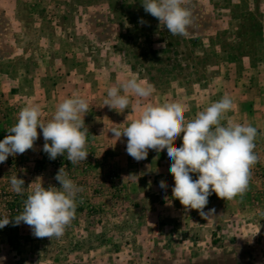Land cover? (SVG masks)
Segmentation results:
<instances>
[{
    "label": "rangeland",
    "instance_id": "obj_1",
    "mask_svg": "<svg viewBox=\"0 0 264 264\" xmlns=\"http://www.w3.org/2000/svg\"><path fill=\"white\" fill-rule=\"evenodd\" d=\"M141 3L0 0V140L27 104H39L45 122L77 94L100 111L107 89L134 74L155 89L141 104L182 102L186 120L232 99L227 118L258 129L248 190L231 201L213 193L204 211H215L203 218L172 197L167 155L147 176L123 171L124 161L99 150L85 115L89 155L73 165L49 158L38 128L33 149L0 164V218L22 211L35 184L59 187L61 167L83 191L60 238H37L23 222L0 229V264H264V0H187L186 36L170 34ZM12 175L24 179V195L11 190Z\"/></svg>",
    "mask_w": 264,
    "mask_h": 264
},
{
    "label": "clouds",
    "instance_id": "obj_2",
    "mask_svg": "<svg viewBox=\"0 0 264 264\" xmlns=\"http://www.w3.org/2000/svg\"><path fill=\"white\" fill-rule=\"evenodd\" d=\"M141 4L170 34H188L192 19L187 0H142ZM140 23L146 22L141 18ZM154 91L151 83L134 74L107 89L104 106L120 113L129 108L131 97L137 98L138 117L122 129L113 127L110 131L117 140L122 136L127 138V154L140 161L147 158L150 149L157 153L166 149L171 161L169 171L174 178L172 197L186 211L197 210L203 218L215 211H204L213 193L224 201L242 197L249 188L251 168L259 160L255 152L258 129L227 118L233 107L227 95L198 112L194 119L186 120L188 109L182 102L141 104ZM88 111V101L78 94L60 102L47 122L41 120L39 104L25 105L18 112L16 123L0 140V164L9 156L33 149L39 138L38 128L44 140L43 151L50 159L64 156L73 165L87 160L89 131L84 117ZM181 133L182 144L177 146L174 142ZM54 178L59 187L35 184L23 201L22 211L14 217L0 218V229L23 222L37 238L62 237L75 219L77 197L83 188L69 178L64 167ZM9 182L14 193L25 194L24 179L12 175ZM159 187L166 189V182L161 180Z\"/></svg>",
    "mask_w": 264,
    "mask_h": 264
},
{
    "label": "crops",
    "instance_id": "obj_3",
    "mask_svg": "<svg viewBox=\"0 0 264 264\" xmlns=\"http://www.w3.org/2000/svg\"><path fill=\"white\" fill-rule=\"evenodd\" d=\"M117 111L110 109L108 106H104V100L102 110L100 111L97 108L92 109L89 107V111L86 114V117H88L89 120L86 122L91 123L93 125L92 128L95 129L92 130L91 134L92 136L94 135L95 137L102 138L99 150L106 155L108 161L111 162L114 160L117 165H119L118 162L124 161L125 169H123V171L126 169L129 171L134 168L135 171L139 170V174L142 176H147L148 172H145L146 169L150 171L149 166H153L154 164L158 165L157 162L159 163L160 161L163 162L165 160L163 157L167 155V150L165 149L162 152L157 153L156 151L150 149L148 151L147 158L140 161H136L129 156L126 152L127 138L122 136L119 140H117V138L113 137L110 131L113 127H119L122 129L127 126L132 119L134 120L138 117L139 112L136 109H133V112H130L129 109H127L125 115H122V113ZM88 128L90 129L89 126Z\"/></svg>",
    "mask_w": 264,
    "mask_h": 264
}]
</instances>
